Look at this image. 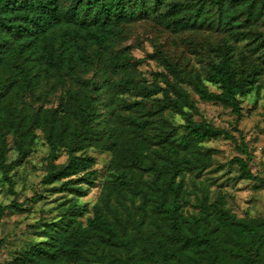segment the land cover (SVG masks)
<instances>
[{
  "label": "trees",
  "instance_id": "16d2710c",
  "mask_svg": "<svg viewBox=\"0 0 264 264\" xmlns=\"http://www.w3.org/2000/svg\"><path fill=\"white\" fill-rule=\"evenodd\" d=\"M143 19L176 34L208 30L222 43L211 48L204 72L162 48L149 54L164 66L150 80L130 46L117 48ZM262 82L264 0H0L4 179L13 187L9 173L30 155L37 130L49 146L42 183L59 193L88 195L99 177L88 149L112 154L92 215L83 219L86 208L66 200L45 240L10 264H264V217H241L224 193L212 199L204 180L193 189L185 181L214 163L204 142L235 140L195 118L200 110L189 87L240 119V97L259 93ZM11 145L18 157L8 162ZM240 150L250 158L247 144ZM248 159L232 161L243 179L264 187ZM9 211L23 212V203H0V222Z\"/></svg>",
  "mask_w": 264,
  "mask_h": 264
},
{
  "label": "rangeland",
  "instance_id": "374dc122",
  "mask_svg": "<svg viewBox=\"0 0 264 264\" xmlns=\"http://www.w3.org/2000/svg\"><path fill=\"white\" fill-rule=\"evenodd\" d=\"M221 43V35L208 30L176 34L158 26L152 19H143L127 28L126 36L117 48L130 46L132 54L143 59L140 69L147 78L154 80L156 73L163 71L164 66L157 59L149 57V54L162 48L168 51L174 60L204 72L213 57L211 48ZM244 43H238L237 50H240ZM209 86L211 90H218L217 86ZM189 89L200 110L195 118L229 130L235 140L221 137L204 142L206 147L214 150V163L197 175L187 174V186L193 189L194 180H204L211 198H216L220 192L224 193L227 205L239 216L264 217V187H258L254 181L243 179L239 166L232 161L236 156L248 159L240 150V144L245 143L251 153L248 160L252 172L264 177V87L259 93L255 89L240 97V119H237L231 108L218 103L202 102L190 87ZM172 118L176 123L183 122L180 115ZM37 134L30 155L9 173L14 182L13 187L0 171V203L5 205L17 200L23 203L24 208L23 212L9 211L0 222V236L5 239V249L0 251V264H10L18 253H23L45 240L43 232L47 224L60 218L63 207L69 204L66 200L71 198L73 202L86 208L83 219L92 215V206L99 199L102 184L108 176L112 154L108 151L88 149V154L95 156V167L99 171L97 185L90 188L88 195L77 197L70 193H59L55 190V185L43 184L44 158L49 153V146L40 130H37ZM17 157L18 151L11 145L8 162ZM65 160L66 154L60 152L58 162ZM220 165L221 170L217 171ZM35 194H38L39 198L32 201Z\"/></svg>",
  "mask_w": 264,
  "mask_h": 264
}]
</instances>
